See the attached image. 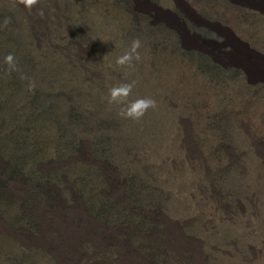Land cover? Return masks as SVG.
Instances as JSON below:
<instances>
[{
	"label": "rangeland",
	"instance_id": "rangeland-1",
	"mask_svg": "<svg viewBox=\"0 0 264 264\" xmlns=\"http://www.w3.org/2000/svg\"><path fill=\"white\" fill-rule=\"evenodd\" d=\"M0 264H264V0H0Z\"/></svg>",
	"mask_w": 264,
	"mask_h": 264
},
{
	"label": "clouds",
	"instance_id": "clouds-1",
	"mask_svg": "<svg viewBox=\"0 0 264 264\" xmlns=\"http://www.w3.org/2000/svg\"><path fill=\"white\" fill-rule=\"evenodd\" d=\"M20 4H23L26 9L31 11L35 5H37L38 0H19ZM42 11L40 15H42ZM7 24V21H5ZM141 41L139 39H134L131 42L129 50L125 51L123 55H120L115 60V65L118 67H133V61H139L141 55L139 49L141 48ZM5 63L8 64L10 70L15 69V58L12 54L5 57ZM34 87V84L30 85ZM133 83H122L118 86H114L109 89L108 102L110 104H124L126 107L122 108L120 115L125 119H132L139 121L144 117L146 112L150 108L156 107V102L151 98H136L134 100H129V97L133 92Z\"/></svg>",
	"mask_w": 264,
	"mask_h": 264
},
{
	"label": "bare ground",
	"instance_id": "bare-ground-1",
	"mask_svg": "<svg viewBox=\"0 0 264 264\" xmlns=\"http://www.w3.org/2000/svg\"><path fill=\"white\" fill-rule=\"evenodd\" d=\"M176 17H177V19L179 20L180 23L186 25V24H185V21H184L181 17H178V16H176ZM221 53L226 54L225 51H222Z\"/></svg>",
	"mask_w": 264,
	"mask_h": 264
},
{
	"label": "flooded vegetation",
	"instance_id": "flooded-vegetation-1",
	"mask_svg": "<svg viewBox=\"0 0 264 264\" xmlns=\"http://www.w3.org/2000/svg\"><path fill=\"white\" fill-rule=\"evenodd\" d=\"M153 9H154V10H155V12H156V10H157V6H154V5H153Z\"/></svg>",
	"mask_w": 264,
	"mask_h": 264
}]
</instances>
